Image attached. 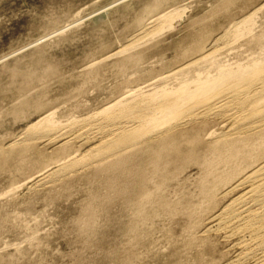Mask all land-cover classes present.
I'll list each match as a JSON object with an SVG mask.
<instances>
[{"label":"rangeland","instance_id":"1","mask_svg":"<svg viewBox=\"0 0 264 264\" xmlns=\"http://www.w3.org/2000/svg\"><path fill=\"white\" fill-rule=\"evenodd\" d=\"M263 38L264 0H0V264H264L215 219L248 189L216 192L222 162L258 137L231 104L189 107L134 156L92 157L91 130L263 62Z\"/></svg>","mask_w":264,"mask_h":264},{"label":"bare ground","instance_id":"2","mask_svg":"<svg viewBox=\"0 0 264 264\" xmlns=\"http://www.w3.org/2000/svg\"><path fill=\"white\" fill-rule=\"evenodd\" d=\"M125 50V48L121 49L118 53H123ZM254 64L253 67L242 69L241 71L240 68L237 73H234V71L232 73L226 72L225 74H220L218 77L214 73L215 78H210L207 73L208 78L202 79V75L199 74L196 76L198 83H196L194 91L191 88L183 87L179 91L177 90L178 92L176 93L173 91L167 92L159 99L156 96L154 97L156 99L143 98V100L141 98L142 100H136L137 102L132 103L133 105L128 106L126 103V106H123L120 110L118 109V112H113L115 107L111 108L109 106V108L101 112V116L103 115L109 124H97L96 127H92L91 129L96 131L95 133L93 131L94 136L97 138L98 135L101 141L97 148L94 150L91 149L92 152H96L92 157H96L97 159L103 155H106V157L115 156L127 150L137 149L149 134H154L163 125H169V123L179 120L181 114L189 107L196 109L199 104H207V102L214 99L217 100L215 109H222L225 105L229 104L230 106L231 104L236 114L241 115L236 119L240 123L238 133L257 132L258 137L253 144L246 145L244 148L237 150L228 158L229 160L227 162H222L224 168L215 177L216 181L219 180V184L215 189L216 192L232 184L236 179L237 182L231 187L230 191H236L246 186L248 189L229 205L225 206L215 219L219 221V227L217 228L232 230L233 235L249 233L250 242H246L244 245L246 247V255H255L257 250H264V61L261 63L257 61ZM243 85H245V90L242 89L241 91L233 93L239 89V86ZM223 89L233 91L229 94H224L221 92ZM194 112H190L188 116L195 118L200 116V114H195ZM41 124L33 126L30 129L38 130ZM44 126L43 129L41 126L39 131L43 130L41 132L44 133L46 130H49L48 123H45ZM242 142L246 143L249 141L243 140ZM139 152H143L142 149H137L133 155L129 154V156L137 155ZM129 156L121 157L116 164L123 163ZM102 159L98 161L102 162ZM75 163L74 161V164H66L57 171L59 173L61 172V174L70 172L75 166L77 168ZM58 172L52 175L58 174Z\"/></svg>","mask_w":264,"mask_h":264}]
</instances>
